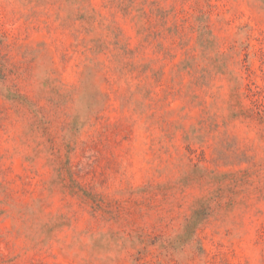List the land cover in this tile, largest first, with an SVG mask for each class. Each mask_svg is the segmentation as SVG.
<instances>
[{
  "label": "rangeland",
  "instance_id": "obj_1",
  "mask_svg": "<svg viewBox=\"0 0 264 264\" xmlns=\"http://www.w3.org/2000/svg\"><path fill=\"white\" fill-rule=\"evenodd\" d=\"M0 264H264V0H0Z\"/></svg>",
  "mask_w": 264,
  "mask_h": 264
}]
</instances>
